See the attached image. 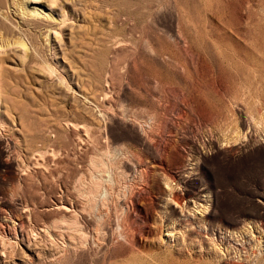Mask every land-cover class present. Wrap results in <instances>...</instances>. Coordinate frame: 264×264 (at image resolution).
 <instances>
[{
	"label": "rangeland",
	"instance_id": "obj_1",
	"mask_svg": "<svg viewBox=\"0 0 264 264\" xmlns=\"http://www.w3.org/2000/svg\"><path fill=\"white\" fill-rule=\"evenodd\" d=\"M20 6L0 5V43L25 45L0 48V264H264V0Z\"/></svg>",
	"mask_w": 264,
	"mask_h": 264
},
{
	"label": "bare ground",
	"instance_id": "obj_2",
	"mask_svg": "<svg viewBox=\"0 0 264 264\" xmlns=\"http://www.w3.org/2000/svg\"><path fill=\"white\" fill-rule=\"evenodd\" d=\"M21 1V8L23 9V10H26V8H25V6H26V4L27 3H29V2H31L32 0H20ZM4 2V1H3ZM2 4V0H0V5ZM23 10H22V12H23ZM25 13V12H24ZM1 24V23H0ZM4 29H7L6 27L4 28ZM8 30V29H7ZM9 45H17V46H20V47H25V45L22 43V42H20V41H16V42H13V43H10V42H7V43H3V44H1L0 43V48L1 47H7V46H9ZM92 166V165H91ZM92 169V168H91ZM101 187V185H100V183H93V186L91 187V190L92 191H89V192H95V195L97 196V192H98V190H99V188ZM80 189H79V191H82V184L80 185V187H79ZM85 190V189H84ZM83 190V191H84ZM87 192V194H86V197L87 198H89L90 199V201H91V205L93 206L94 204V196L92 197H90L89 195H91V194H89V192L88 191H86ZM94 194V193H93ZM60 223V222H59ZM63 223H66L67 224V226H68V228H70L71 230L72 229H75V226H76V224H77V222H76V218L75 217H73V218H71V219H69V220H66V221H64ZM78 228V227H77ZM76 230V229H75ZM74 230V231H75ZM81 235V234H80Z\"/></svg>",
	"mask_w": 264,
	"mask_h": 264
}]
</instances>
